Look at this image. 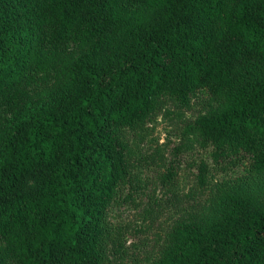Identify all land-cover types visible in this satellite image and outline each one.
<instances>
[{
  "label": "trees",
  "instance_id": "16d2710c",
  "mask_svg": "<svg viewBox=\"0 0 264 264\" xmlns=\"http://www.w3.org/2000/svg\"><path fill=\"white\" fill-rule=\"evenodd\" d=\"M0 264H264V0H0Z\"/></svg>",
  "mask_w": 264,
  "mask_h": 264
},
{
  "label": "rangeland",
  "instance_id": "374dc122",
  "mask_svg": "<svg viewBox=\"0 0 264 264\" xmlns=\"http://www.w3.org/2000/svg\"><path fill=\"white\" fill-rule=\"evenodd\" d=\"M197 109L198 107H194L190 111H186L182 118H178L175 115L166 117L161 116L158 118L155 125H153L152 137L158 140L160 144H165L168 148V153L173 158V154L178 153L176 163H178L180 167L182 176L188 173L190 162L197 161L204 155V149L201 145L192 140L190 141L189 139L191 138L183 139L186 128L189 126L188 123L196 114ZM140 177L142 178L140 190L130 199L125 200L126 194L129 193L127 189L122 195L121 200L113 207L111 216L116 225L128 226L130 238H128L129 241L127 245L135 242L136 245L140 247V250L142 249V251H147V253H149L154 241H148V243H146V238L142 234H140L139 237H135L133 229L143 224V217L145 214L144 205L147 201V195L151 194L154 189V185H151L154 174H152L149 169L143 170ZM186 177L184 181L188 183ZM135 204L143 206L137 208ZM144 223L146 225L149 222L146 220ZM153 231H157V224L153 230L150 231L149 237H151Z\"/></svg>",
  "mask_w": 264,
  "mask_h": 264
}]
</instances>
